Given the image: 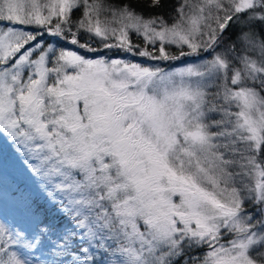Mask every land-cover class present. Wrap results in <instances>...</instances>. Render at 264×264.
Segmentation results:
<instances>
[{"label":"snow or ice","instance_id":"1","mask_svg":"<svg viewBox=\"0 0 264 264\" xmlns=\"http://www.w3.org/2000/svg\"><path fill=\"white\" fill-rule=\"evenodd\" d=\"M0 264H264V0H0Z\"/></svg>","mask_w":264,"mask_h":264},{"label":"rangeland","instance_id":"2","mask_svg":"<svg viewBox=\"0 0 264 264\" xmlns=\"http://www.w3.org/2000/svg\"><path fill=\"white\" fill-rule=\"evenodd\" d=\"M77 15H78V13H77ZM134 39H135V37H134ZM148 63H152V62H148ZM160 66H167V65H165V64H161ZM177 66H179V65H177Z\"/></svg>","mask_w":264,"mask_h":264},{"label":"trees","instance_id":"3","mask_svg":"<svg viewBox=\"0 0 264 264\" xmlns=\"http://www.w3.org/2000/svg\"><path fill=\"white\" fill-rule=\"evenodd\" d=\"M121 55H123V54H121ZM126 58H128V59H133V57H130V56H129V57H126ZM135 59H139V58H135Z\"/></svg>","mask_w":264,"mask_h":264}]
</instances>
